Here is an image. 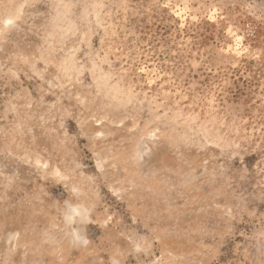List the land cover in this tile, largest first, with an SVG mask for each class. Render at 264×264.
<instances>
[{"label":"rangeland","instance_id":"1","mask_svg":"<svg viewBox=\"0 0 264 264\" xmlns=\"http://www.w3.org/2000/svg\"><path fill=\"white\" fill-rule=\"evenodd\" d=\"M0 264H264V0H0Z\"/></svg>","mask_w":264,"mask_h":264}]
</instances>
